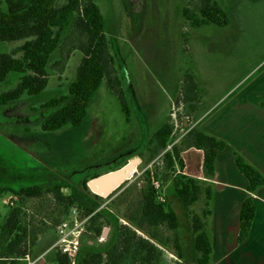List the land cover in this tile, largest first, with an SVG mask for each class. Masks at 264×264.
<instances>
[{
	"label": "rangeland",
	"instance_id": "374dc122",
	"mask_svg": "<svg viewBox=\"0 0 264 264\" xmlns=\"http://www.w3.org/2000/svg\"><path fill=\"white\" fill-rule=\"evenodd\" d=\"M224 1L228 5V26L192 28L182 18L184 0H95L105 21L109 51L129 107V120L126 122L117 97L103 82L81 126L67 125L57 131L43 132L42 120L53 110L42 105L52 98L67 95L82 57L77 50L72 51L61 69L56 62L62 58V53L54 52L49 60V81L44 91L37 96H22L17 101L0 104V190L34 185L49 187L66 182L84 191L82 181L89 182L95 175L120 169L138 159L139 164L127 184L112 196L101 197L100 205L113 213L120 225L130 227L157 247L160 254L155 264H196L189 216L175 198L173 174L161 166L159 158L149 162L146 147L169 118L174 125V144L182 149L187 173L200 175L201 153L183 150L180 145L186 129L200 118L199 112L192 120L183 117L184 111L174 105L182 76L186 72L193 76L204 103L203 113L211 116L244 90L256 71L264 69V9L255 8L251 14L246 1L218 2L226 6ZM29 2L0 0V10L19 11ZM21 44L22 41L0 43V54L9 53ZM17 82L18 76L9 75L0 83V94L13 89ZM146 169L157 174L159 180L154 185L162 200L177 214L176 236L181 258L172 250L171 232L160 229L161 235L169 239V247H164L124 217L138 199ZM84 193L93 199L90 191ZM63 194L68 195L69 190H63ZM12 199L11 192L0 195V226L8 216ZM202 202L203 199L192 207V212L200 214ZM23 207L29 231L26 254L32 258L47 250L44 249L48 246L46 238L54 236L57 228L65 224L64 230L69 231L75 221L87 218L76 207L63 215L50 194L28 199ZM101 227L99 236L88 230V219L78 228L80 249L74 264H92L91 252L110 248L113 229L111 225ZM4 238L0 235V249ZM106 260L103 257L101 264H106ZM120 264H134L132 252L126 254Z\"/></svg>",
	"mask_w": 264,
	"mask_h": 264
},
{
	"label": "trees",
	"instance_id": "16d2710c",
	"mask_svg": "<svg viewBox=\"0 0 264 264\" xmlns=\"http://www.w3.org/2000/svg\"><path fill=\"white\" fill-rule=\"evenodd\" d=\"M184 1L186 5L182 8L181 14L190 27L228 26V15L215 0ZM20 41L22 44L16 49L0 54V83L5 82L11 74L18 76L16 86L0 94V104L17 101L22 96L40 94L48 85L47 68L51 55L56 51L62 53V58L56 62L62 69L69 54L77 50L82 57L75 77L68 85V93L52 98L42 105L53 112L42 120L41 130L53 132L67 125L81 126L88 107L103 82L117 97L128 122L129 107L116 75L114 58L109 51L105 21L95 0H63L62 3L59 0H30L22 10L15 12L0 10V43ZM174 105L180 106L184 111L182 116L191 120L202 107L198 85L188 72L182 76ZM261 105L264 106V103ZM173 135L174 125L167 118L148 141L146 147L148 161L159 158L161 166L173 174L175 198L189 216L193 248L197 255L196 264H209L212 247L206 227L211 215L212 190L207 180L213 178L215 159L225 150L227 143L207 134L197 124L186 129L180 145L185 148L183 150L194 149L201 152L203 178L201 181L184 173L182 149L174 144ZM169 146L170 149H167ZM234 163L239 173L247 180V196L240 205L238 215L236 244L240 245L248 238L255 219L256 206L252 195L264 187V174L239 153L234 154ZM100 175H95L91 179ZM142 179L143 185L138 190V199L133 207L128 208L124 217L133 227L143 231L149 239L164 247H169V239L161 235L160 229L165 228L171 232L172 250L181 258L180 243L176 236L179 226L177 214L170 204L162 200L159 189L155 187V181L159 180L157 174L146 169ZM125 184L127 181L116 191ZM80 185L84 191H89L87 180L82 181ZM63 190H69V194L64 195ZM84 191L66 182L54 183L49 187L34 185L18 190L1 189L0 195L11 192L17 201H11L14 202L13 205L8 204V216L0 226V235L5 237L0 249V264H23L19 259L27 252L29 237L23 203L46 194L52 195L57 209L63 215L71 207L81 210L84 216L88 217V230L95 236L101 234L102 225H111L113 229L111 246L107 247L108 249L91 252L89 260L92 264H101L103 257L107 259L106 264H120L121 259L130 252L134 264H155L160 254L157 247L130 227L120 225L118 219L108 209H102L101 197L93 195V199L88 198ZM201 199L203 202L200 214L192 212L191 208ZM48 255L50 257L48 259L47 256L46 260L50 264H71L64 254L50 252Z\"/></svg>",
	"mask_w": 264,
	"mask_h": 264
},
{
	"label": "crops",
	"instance_id": "0c3cea01",
	"mask_svg": "<svg viewBox=\"0 0 264 264\" xmlns=\"http://www.w3.org/2000/svg\"><path fill=\"white\" fill-rule=\"evenodd\" d=\"M218 1L215 0L228 15V5L224 1L226 6H222ZM235 1H246L251 14L255 8L258 11L264 9V0H232ZM255 74L244 90L213 115L203 113L204 103L201 101L200 118L196 124L207 134L227 143L225 150L215 159L213 178L207 180L212 190L211 215L206 227L212 247L209 264H264V187L252 195L256 214L249 236L242 244H236L239 209L247 196V180L237 170L234 154H241L264 174V107L261 105L264 103V69L260 68ZM184 163L186 175L203 181L201 174H188L185 159ZM55 238L56 235L46 238L45 245L48 246L44 249H48Z\"/></svg>",
	"mask_w": 264,
	"mask_h": 264
},
{
	"label": "built area",
	"instance_id": "2783aa9c",
	"mask_svg": "<svg viewBox=\"0 0 264 264\" xmlns=\"http://www.w3.org/2000/svg\"><path fill=\"white\" fill-rule=\"evenodd\" d=\"M14 201L16 202L17 199L14 198L9 201L10 205H13ZM102 208H105L102 206ZM88 219L85 218L83 221H75L74 225H72L71 229L69 231H65L66 225L63 224L60 228H57V231L55 233L56 238L51 244V246L41 254H39L37 257L32 258L29 254H25L21 259H19L23 264H50L46 257L50 252H58L61 254L66 255L71 264H74L75 258L77 256V253L80 249V231L78 228L82 225L84 221ZM72 237V238H69Z\"/></svg>",
	"mask_w": 264,
	"mask_h": 264
},
{
	"label": "water",
	"instance_id": "95a60500",
	"mask_svg": "<svg viewBox=\"0 0 264 264\" xmlns=\"http://www.w3.org/2000/svg\"><path fill=\"white\" fill-rule=\"evenodd\" d=\"M139 164L138 159H133L120 169L107 172L87 182L88 190L98 197H108L130 179L134 168Z\"/></svg>",
	"mask_w": 264,
	"mask_h": 264
}]
</instances>
